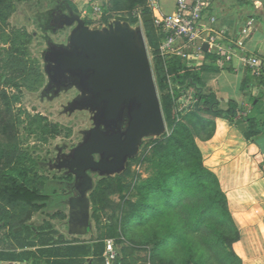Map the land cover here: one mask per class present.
I'll list each match as a JSON object with an SVG mask.
<instances>
[{
  "label": "rangeland",
  "instance_id": "rangeland-1",
  "mask_svg": "<svg viewBox=\"0 0 264 264\" xmlns=\"http://www.w3.org/2000/svg\"><path fill=\"white\" fill-rule=\"evenodd\" d=\"M70 1L74 9L91 25L106 22L117 14L110 10L114 0ZM260 1L263 3L264 13V0ZM12 3L16 9L9 10L8 15H4L0 8V173L9 168L21 167L38 156L48 159L53 156L57 145L71 147L80 140L81 130L90 126L87 113L69 115L62 111L72 94L53 101L40 100V90L46 78L42 71L43 62L39 57V49L44 45L40 38L30 39L26 29L39 30L35 16L47 8V2L15 0ZM129 3L127 1L118 14L140 20L144 13L151 12L149 0H144L142 5L133 8ZM96 6L102 8V13H95ZM143 29L148 44L152 25L144 23ZM65 34L66 32L60 33L55 39L62 40ZM148 48L164 110L163 101L169 85L166 87L158 83L160 64L153 57L149 44ZM160 63L163 67L161 61ZM188 71L189 77H193L196 72ZM181 73L186 72L182 70ZM194 79L196 88L205 89V84L195 77ZM173 89L176 92L178 88L175 86ZM176 104L177 121H184L192 129L202 152L204 165L211 170L214 165H218L222 170L226 184H221V187L228 197L226 209L229 210L230 217L223 214L221 206L214 205L210 200L213 192L210 178L199 184L188 177L189 164L183 167V175L187 180L171 182L174 191L171 196L156 192L150 198L155 207L142 217L134 216L141 212L145 202L139 187L145 180L159 173L156 158L161 153L162 145L147 138L138 156L130 161L127 171L109 188L108 200L99 212L102 229L106 232L114 229L113 237L120 264H264V168L251 152L252 146L246 144L238 133L242 127L240 115L253 117L251 115L254 112L239 111L234 119L225 111L217 115L213 110L226 109L227 104L222 103L218 107L217 103L207 102L197 97L196 90L194 92L192 88L181 94ZM201 116L208 125L197 123ZM218 118L226 119L231 127L223 129L227 133V140H217L220 146H228L221 148L225 153L218 164H214L217 151L213 148V139ZM214 121L215 127L212 126ZM173 129L167 123V133L161 138V142L168 140ZM222 142L226 144H221ZM227 147L232 149H226ZM245 155L247 161L244 160ZM244 166L247 167L248 174L238 173L241 183H236L235 175L230 171L241 167L243 169ZM36 177L31 170L26 186L34 183ZM28 214L27 210L0 197V247H10L6 246L7 237H11L14 227L24 223ZM129 214L133 215L130 219L127 217ZM174 231L180 236L168 237ZM18 234L20 242L14 244L19 247L34 244L33 235L37 236L28 227L19 230ZM98 237L92 239L96 242ZM68 240L69 238L63 241ZM48 241L44 240L50 243ZM44 242L41 241V246ZM52 242L62 241L54 238ZM26 253L28 252L20 254V258ZM38 253L43 257L47 254L44 249ZM30 255L36 257L35 253ZM34 263L41 264L39 258H35Z\"/></svg>",
  "mask_w": 264,
  "mask_h": 264
},
{
  "label": "water",
  "instance_id": "water-1",
  "mask_svg": "<svg viewBox=\"0 0 264 264\" xmlns=\"http://www.w3.org/2000/svg\"><path fill=\"white\" fill-rule=\"evenodd\" d=\"M45 1L47 8L35 16L39 30L28 31L44 45L39 49L46 78L40 100L72 94L62 111L87 113L90 126L68 152H63L66 145H57V155L39 165L73 175L71 181L57 182L67 190V235L92 239L93 174L100 179L123 174L145 139L167 133V121L141 21L116 14L91 25L69 0ZM152 19L151 13L143 16L144 23ZM61 31L65 38L56 40Z\"/></svg>",
  "mask_w": 264,
  "mask_h": 264
},
{
  "label": "trees",
  "instance_id": "trees-1",
  "mask_svg": "<svg viewBox=\"0 0 264 264\" xmlns=\"http://www.w3.org/2000/svg\"><path fill=\"white\" fill-rule=\"evenodd\" d=\"M13 1L15 0H0V8L4 15H8L9 10L16 9V6L12 3ZM127 1L130 2L129 4L133 8L137 5H142L144 0H114V5L110 8V10L118 14V12L123 9L122 7ZM71 4L73 5L72 2ZM145 14L147 13H144V15ZM131 20L133 23H136L138 21L137 19ZM108 21L109 20H107L106 22ZM261 21L264 24L262 18ZM87 23L90 24L88 20ZM146 24L152 25V22L149 21L146 22ZM26 34L30 39L33 38V36L28 32V29H26ZM148 39V44L152 48L153 57L156 59L158 64H160L158 65L160 69L157 72L158 83L167 87L165 71L160 63V60L157 58L159 36L156 34L153 25L152 35L151 37L148 36ZM182 70L186 73H181ZM188 70H190L188 65L178 59L170 63V72L173 73L171 74L174 77L173 80L178 89L176 92L174 91V89L172 90V92L167 90V95L164 98L163 104L166 121L168 125L173 127L174 129L165 143L161 142V138L165 135L161 138H152L153 142L160 143L162 145L161 153L156 158V162L159 164V173L156 176H152L145 180L139 187L145 202L143 208L141 209V212L134 216L142 217L146 215L148 210L155 207V204L150 200V198L156 192L165 193L167 196H171V194L174 193L173 188L171 187V182L174 180H181L182 182H185L187 178L183 175V167L186 164H189L190 170L188 177L196 180L199 184H203V180H205L206 178H210V180H212L213 182V192L210 195V200L214 205L221 206L223 214H225L227 217H230V212L228 209H226L228 197L221 187L218 175L204 165L202 152L195 140L194 133L192 132L190 126L184 123V121H177L178 110L176 100L181 96V94L185 93L188 88H192L194 92L196 90L197 97L204 99L207 102H211L212 104L217 103V106H220L215 94H213L212 92H205L203 88L195 87L194 76L189 77L190 72ZM177 79L179 80L177 81ZM213 111H215V114L217 115L220 112L225 111L227 112V114L231 115L230 118L232 119L237 116L239 108L237 103L230 101L226 109L216 108ZM241 118L247 123V129L243 133V137L246 141L252 142L254 137H257L264 132V121H262L261 119L258 120L255 117H250L247 115H242ZM200 122L203 125H208V122L205 121L202 116L197 123L200 124ZM212 126L215 127V121L213 122ZM35 163V160L32 158L31 161L27 162V164L24 163L21 167H14L11 169L9 168L0 173V197L2 199L8 201L14 206L19 205L24 209L29 207L28 200H31L33 197H35L33 191H31V188L36 190L40 187V189H42L44 184L43 178L41 179L40 177H38L36 178L34 183L26 186V183L29 182V174L31 170L33 171L32 166ZM121 175L100 179L94 191L91 192L90 196L93 202L94 216L98 219V221L99 212L105 206L106 200H108L109 188L113 187L117 183ZM127 217L130 219L133 217V215L129 214V216ZM100 231V236L98 237L97 241L94 242V244H87L85 246H82L81 248L79 246H70L64 244L60 245L58 242H52V238L48 239L49 241L47 240L50 243L44 242L45 239H40L42 242H44L43 245H50L54 243V245L49 246L48 248L39 249H44L47 252V259L40 258L41 264H69L73 260L71 258L77 256H98L102 264H105L104 252L106 244L104 242V239L108 236L113 237L115 234L114 229H110L106 232L105 229H102V226L100 228ZM105 232L106 234H104ZM171 234L172 235H169L168 237L180 236L175 231ZM106 235L107 237H104ZM52 256H57L59 258L53 259L52 262L50 259V257ZM24 258L25 257L22 258V261L25 260ZM119 258L120 257L118 253L115 264H120ZM28 259L29 258H27V260ZM1 260L2 258H0V261Z\"/></svg>",
  "mask_w": 264,
  "mask_h": 264
},
{
  "label": "crops",
  "instance_id": "crops-1",
  "mask_svg": "<svg viewBox=\"0 0 264 264\" xmlns=\"http://www.w3.org/2000/svg\"><path fill=\"white\" fill-rule=\"evenodd\" d=\"M157 1L160 4L161 11L165 13L173 12L176 8V0ZM209 1L210 6L206 9L205 15L207 17L214 15L217 18L215 22L216 28L227 27L230 29V34L235 36L240 33L241 28L248 19H253V32L246 38L243 48H232V59L230 61H227L224 56L205 50V56L198 59L196 63L188 64V67L190 71H196L194 77L205 84V89L203 90L215 94L218 102L221 103L220 106L222 103L228 106V103L233 101L237 103L240 112H254V115L251 116L260 118L264 121V24L261 21V18L264 21V13L262 12L263 3L260 0ZM251 57L260 59L261 66L259 67V73H256L257 68L254 69L247 64V59ZM242 115H240V117H242ZM241 122L242 127H240L239 130L237 129L238 133H240L246 144L252 146L251 152L255 154V158L262 163L264 168V132L254 137L252 142H248L243 137V133L247 129V123L243 119ZM216 125L213 148L215 152H217L215 153L214 164H218L222 154L225 153L221 148L227 145L225 142H222L221 144L224 143L226 145L220 146L217 140L222 141L223 138L227 140V133H225L223 129L231 127L230 123L222 118L216 120ZM226 149L232 148L227 147ZM244 160L247 161V155H245ZM228 163L230 164V161H228ZM234 165L236 166L235 163ZM217 166L218 165H214L212 171L218 175L220 183L224 186L226 184V179L222 175V170ZM242 172L246 173V175L248 174L246 166H244L243 169L241 167L238 170L232 169L230 171L231 174L235 175L234 180L236 183L240 182L238 173ZM21 249L14 248L10 251H19ZM7 253L11 254L12 252H9V250L0 252V258L8 256ZM23 256L25 257L23 261H27L28 256ZM20 257L21 255L12 259L22 261ZM42 257L43 256L39 255V261L40 258L47 259L44 258L46 256ZM57 258L59 257H50L51 261ZM0 263L2 264L1 261Z\"/></svg>",
  "mask_w": 264,
  "mask_h": 264
},
{
  "label": "built area",
  "instance_id": "built-area-1",
  "mask_svg": "<svg viewBox=\"0 0 264 264\" xmlns=\"http://www.w3.org/2000/svg\"><path fill=\"white\" fill-rule=\"evenodd\" d=\"M210 6L209 0H176L173 12L161 11L157 0H149L153 16L152 24L159 36L157 58L162 62L166 76V84L172 92L175 84L170 73V63L180 60L187 64L196 63L205 56L204 45L208 44V51L224 56L227 61L232 59V48H243L245 40L253 32V19H248L238 35H231L227 27L216 28L217 18L214 15L207 17L206 9ZM95 13H102V8L96 6ZM141 16V15H140ZM139 16V17H140ZM143 16L140 20L143 24ZM247 64L259 73L261 61L257 57L247 59ZM106 244L105 264H115L118 251L113 237L104 239Z\"/></svg>",
  "mask_w": 264,
  "mask_h": 264
},
{
  "label": "flooded vegetation",
  "instance_id": "flooded-vegetation-1",
  "mask_svg": "<svg viewBox=\"0 0 264 264\" xmlns=\"http://www.w3.org/2000/svg\"><path fill=\"white\" fill-rule=\"evenodd\" d=\"M45 4V3H44ZM46 6V5H45ZM64 32L61 31V34ZM77 143H74L72 146H74ZM69 148H64L63 152H68ZM57 155V151L53 153L54 157ZM36 158V157H35ZM35 164L32 166L33 171L36 174V178L40 177L41 179L43 178L44 184L43 188L40 189V187L36 190L31 188V191H33L34 196L31 200L29 201L28 208H22L19 206L21 209H24L25 211L27 210L29 214L27 215V219L24 221V223L21 225H18L13 228L12 235L11 237H7L6 239V246H10L9 248L7 247H0V252H6V250H9V252H12L11 254L7 253L8 256L2 258L1 262L2 264H34L35 257H30L31 253H35L36 259L39 258V249L41 248H48V245H42L40 244L41 240L40 239H53L57 238L61 240L62 242H58L60 245L67 244L70 246H79L80 248L82 246H85L87 244H94L95 239L87 240L85 238H80L79 236H68L67 233L69 232L67 225L65 224V221L68 219L69 216V210L70 207L68 203H65L67 197V190L65 188L59 189L57 182H62V181H71L73 179V175H66V170L63 169L58 171V169H52L50 170L47 166L39 165L40 162H47V157H41L38 156V158L34 159ZM93 177L96 181V186L100 180V178L95 174H93ZM52 181L50 185H48V189L46 188L47 182ZM96 188V187H95ZM92 201V199H91ZM91 210L93 213V220H94V227H95V234L96 237L100 236V228L101 224L99 223L98 219L94 216V211H93V202L91 206ZM32 228L33 231L36 233L37 236L33 235L34 238V244L32 243L31 245H25L24 247H19L16 246L15 244L17 242H20V235L19 230L23 228ZM15 229V232H14ZM68 231V232H67ZM17 237H15L16 235ZM11 238V240H10ZM69 238L67 242L63 241L64 239ZM70 238L72 241H70ZM95 238V237H94ZM98 238H96L97 240ZM15 243V244H14ZM54 245V243L50 244V246ZM21 249V250H16V251H10L11 249ZM25 252L26 255L28 256L27 261H18L14 260L12 258H17L20 256V254H23ZM47 258V257H44ZM71 259L72 262L69 264H102L98 256H77V257H72ZM1 264V263H0Z\"/></svg>",
  "mask_w": 264,
  "mask_h": 264
}]
</instances>
